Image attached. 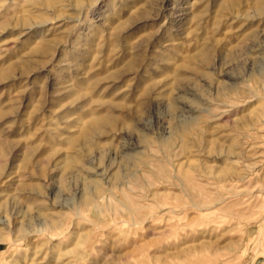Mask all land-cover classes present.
Returning a JSON list of instances; mask_svg holds the SVG:
<instances>
[{
	"label": "rangeland",
	"instance_id": "rangeland-1",
	"mask_svg": "<svg viewBox=\"0 0 264 264\" xmlns=\"http://www.w3.org/2000/svg\"><path fill=\"white\" fill-rule=\"evenodd\" d=\"M256 1L0 0V264H264Z\"/></svg>",
	"mask_w": 264,
	"mask_h": 264
},
{
	"label": "bare ground",
	"instance_id": "bare-ground-1",
	"mask_svg": "<svg viewBox=\"0 0 264 264\" xmlns=\"http://www.w3.org/2000/svg\"><path fill=\"white\" fill-rule=\"evenodd\" d=\"M80 1H82V0H78V2H80ZM254 7L257 11H259L261 13L264 12V1H262V0L256 1V3L254 4ZM225 8H232L233 9L232 5H229V6L226 5ZM43 24L44 23H40L39 25H41L43 27L44 26ZM251 42H252V44H250V51H252V52L264 51V40H260V41L258 40V42L255 41V43H253L254 41H251ZM51 48H52V45L50 43H45L40 48H38V50L42 54H47V53H49ZM263 54H264V52H263ZM203 57H204V61H206V62H208L210 60L209 54H207V53H204ZM260 59L262 60V58H260ZM236 77L237 76H234V78H236ZM263 77H264V75H263ZM257 82L259 84V86L257 88L256 87L255 88L250 87V86L242 87L244 89V91L242 92L243 93L242 96L244 97L245 102L248 100V102L251 104V102H253L252 99H255V101H257V103H259V106L255 107L252 110L250 116L246 115L245 119L250 122L249 130H248L249 135H250V132H254V136L259 137L261 139H264V79L261 80L260 82L257 80ZM250 106H252V104ZM237 110H239V108ZM114 124H115V118L113 116H98V117L94 118L91 122H89V124L85 127V132H83L82 139L85 141H91V137L93 134L102 131L103 129H105L108 126H113ZM256 222H257V219H256Z\"/></svg>",
	"mask_w": 264,
	"mask_h": 264
}]
</instances>
